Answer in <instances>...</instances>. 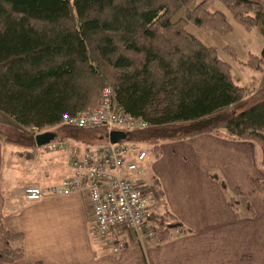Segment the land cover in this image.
<instances>
[{
  "label": "trees",
  "instance_id": "16d2710c",
  "mask_svg": "<svg viewBox=\"0 0 264 264\" xmlns=\"http://www.w3.org/2000/svg\"><path fill=\"white\" fill-rule=\"evenodd\" d=\"M193 1L0 0V111L24 129L56 128L75 143L71 138L93 131L110 141L105 128L61 123L99 105L103 90L111 88L116 106L150 125L128 134V140L146 145L157 157L166 142L225 130L257 146L264 166V90L244 109H233L246 97V88L236 83L231 64L215 46L187 30L193 22L230 31L225 14L210 10L213 1L226 4L248 29H264L262 0H201L191 8ZM182 9L186 15L175 18ZM247 63L264 69V49ZM35 137L0 140L36 148ZM257 184L264 192V180ZM149 228L161 244L184 225L165 211L150 215ZM23 257V235L0 218V264Z\"/></svg>",
  "mask_w": 264,
  "mask_h": 264
},
{
  "label": "crops",
  "instance_id": "0c3cea01",
  "mask_svg": "<svg viewBox=\"0 0 264 264\" xmlns=\"http://www.w3.org/2000/svg\"><path fill=\"white\" fill-rule=\"evenodd\" d=\"M69 146L44 158L34 147L0 140V218L23 235L24 257L14 264H264V192L257 184L264 166L254 144L213 134L166 142L154 159L146 150L138 183L151 214L169 211L184 228L161 244L145 230H120L127 248L118 255L93 232L83 193L25 197L28 186L47 191L73 175Z\"/></svg>",
  "mask_w": 264,
  "mask_h": 264
},
{
  "label": "built area",
  "instance_id": "2783aa9c",
  "mask_svg": "<svg viewBox=\"0 0 264 264\" xmlns=\"http://www.w3.org/2000/svg\"><path fill=\"white\" fill-rule=\"evenodd\" d=\"M62 126L78 129L105 128L109 134L114 131L125 134L147 129V121L132 116L114 104L111 88L103 90L99 105L73 117H66ZM67 151V164L73 175L62 184L44 191L38 186H28L25 197L29 202H38L48 195H69L81 192L90 202L91 214L95 221L93 232L100 237L113 254H121L126 242L120 238V230H149L151 198L137 179L145 171L142 164L147 152L141 145L122 140L109 142L94 148L72 146L69 142H51L42 147L43 152Z\"/></svg>",
  "mask_w": 264,
  "mask_h": 264
},
{
  "label": "rangeland",
  "instance_id": "374dc122",
  "mask_svg": "<svg viewBox=\"0 0 264 264\" xmlns=\"http://www.w3.org/2000/svg\"><path fill=\"white\" fill-rule=\"evenodd\" d=\"M200 1L201 0H194L190 7L193 8ZM260 3L264 5V0L260 1ZM209 7L211 11H220L225 14L227 21L229 22V25L231 27L230 31L222 32L221 30H207L198 27L193 22H189L187 24V30L192 35L203 41L205 44L215 46L218 49L220 57L231 64L232 73L236 83L246 88V97L244 98V100L241 103L233 106L232 108L236 110H242L247 106L249 101L254 96L261 94V92L264 90V69H253L248 66L247 63L251 56L256 57L262 54V51L264 49V29H262L260 26V28L258 26H255L251 29H248L234 18L229 7L221 1H213ZM185 15V9H182L181 11H179L177 17L175 18H179L181 16L183 17ZM19 130L24 131L28 134L26 136H22L18 134ZM45 130L33 131L31 129H24L18 126L14 122V120L5 112L0 111V136H2L3 138H9L11 141L25 142L31 135L43 133L45 132ZM46 132L59 134L61 138H58L55 142H59L63 139L70 140L69 137L65 135V133L57 131L56 128H48ZM218 134L227 135V132L225 130H219ZM71 139L75 140L78 146L85 145L82 142H90L89 146H103L105 144H108L109 136H105L99 132L93 131L85 136L82 135L79 139ZM127 141L129 143H132L129 140ZM15 147L19 148V146L17 145H15ZM142 147L149 150L148 152L150 159H154L156 157L155 153H153L149 147H147L146 145H142ZM40 150L41 148L39 147L33 149L34 152H37L44 158L49 157L51 153L57 152H45V154H40ZM138 180L140 179H137V181ZM145 195L147 198H150L147 193H145ZM123 231L127 232L129 230L123 229Z\"/></svg>",
  "mask_w": 264,
  "mask_h": 264
},
{
  "label": "water",
  "instance_id": "95a60500",
  "mask_svg": "<svg viewBox=\"0 0 264 264\" xmlns=\"http://www.w3.org/2000/svg\"><path fill=\"white\" fill-rule=\"evenodd\" d=\"M128 136L124 132L114 131L110 134V142L116 144L122 140H127ZM56 140V135L53 132H44L36 135L35 142L37 147H43Z\"/></svg>",
  "mask_w": 264,
  "mask_h": 264
}]
</instances>
